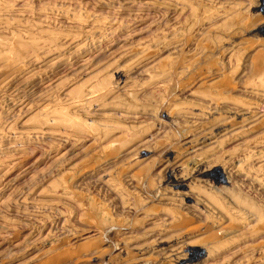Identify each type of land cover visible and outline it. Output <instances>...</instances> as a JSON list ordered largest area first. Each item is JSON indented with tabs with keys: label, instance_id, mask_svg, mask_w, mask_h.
<instances>
[{
	"label": "rangeland",
	"instance_id": "rangeland-1",
	"mask_svg": "<svg viewBox=\"0 0 264 264\" xmlns=\"http://www.w3.org/2000/svg\"><path fill=\"white\" fill-rule=\"evenodd\" d=\"M0 264H264V0H0Z\"/></svg>",
	"mask_w": 264,
	"mask_h": 264
},
{
	"label": "bare ground",
	"instance_id": "bare-ground-1",
	"mask_svg": "<svg viewBox=\"0 0 264 264\" xmlns=\"http://www.w3.org/2000/svg\"><path fill=\"white\" fill-rule=\"evenodd\" d=\"M222 178L224 177V176H221Z\"/></svg>",
	"mask_w": 264,
	"mask_h": 264
}]
</instances>
